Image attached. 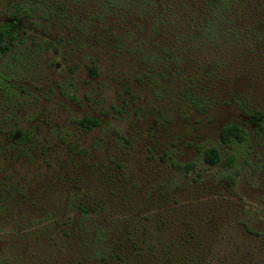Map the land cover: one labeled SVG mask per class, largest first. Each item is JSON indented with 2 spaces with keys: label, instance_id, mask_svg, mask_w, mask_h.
<instances>
[{
  "label": "rangeland",
  "instance_id": "1",
  "mask_svg": "<svg viewBox=\"0 0 264 264\" xmlns=\"http://www.w3.org/2000/svg\"><path fill=\"white\" fill-rule=\"evenodd\" d=\"M219 1L0 0V264H264V0Z\"/></svg>",
  "mask_w": 264,
  "mask_h": 264
},
{
  "label": "trees",
  "instance_id": "2",
  "mask_svg": "<svg viewBox=\"0 0 264 264\" xmlns=\"http://www.w3.org/2000/svg\"><path fill=\"white\" fill-rule=\"evenodd\" d=\"M228 2L229 0H220L218 4L222 3L225 6V4H227ZM19 6H21V4H19ZM32 8L33 7H31V10ZM19 11L20 10L18 9L14 15H12L10 18H7L5 22L0 24V53H4L8 49H10L16 40L18 41V44L25 41L26 37L23 34H21V32L26 33V31L24 30L22 31L21 28L18 26L20 21ZM111 30L113 29L112 28L106 29L107 32H110ZM251 117L252 119L255 120V122H257L260 125L264 123L263 121L264 114L260 110H255L251 114ZM80 122L88 126L98 124V120L90 116H84L80 120ZM220 140L222 143L225 144H230L234 140L243 142L247 140V132L245 129H243L242 127L236 124L224 126L221 130ZM203 152L206 162L214 165L221 161L222 158L221 151L216 146L204 148ZM194 166H195L194 163H187L185 165V168L193 169Z\"/></svg>",
  "mask_w": 264,
  "mask_h": 264
},
{
  "label": "flooded vegetation",
  "instance_id": "3",
  "mask_svg": "<svg viewBox=\"0 0 264 264\" xmlns=\"http://www.w3.org/2000/svg\"><path fill=\"white\" fill-rule=\"evenodd\" d=\"M15 136L17 137V139H19L20 141L23 139V136L22 134L19 132V133H16Z\"/></svg>",
  "mask_w": 264,
  "mask_h": 264
}]
</instances>
